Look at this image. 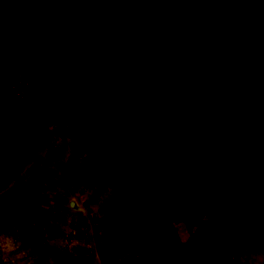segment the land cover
Instances as JSON below:
<instances>
[{
    "label": "rangeland",
    "instance_id": "1",
    "mask_svg": "<svg viewBox=\"0 0 264 264\" xmlns=\"http://www.w3.org/2000/svg\"><path fill=\"white\" fill-rule=\"evenodd\" d=\"M91 1L0 0V264H264L257 115L231 96L191 107L185 65L146 64L130 33L132 70L108 68L79 26ZM148 151L175 165L162 196L138 189Z\"/></svg>",
    "mask_w": 264,
    "mask_h": 264
},
{
    "label": "trees",
    "instance_id": "2",
    "mask_svg": "<svg viewBox=\"0 0 264 264\" xmlns=\"http://www.w3.org/2000/svg\"><path fill=\"white\" fill-rule=\"evenodd\" d=\"M94 1L91 4L94 3L95 7L97 3L95 14L87 16V9H80L79 26L95 32L93 35L96 39L93 36V41L98 43H93V46L98 51L96 55L100 60L111 63L106 65L108 68L112 66L121 71L132 70L134 63L128 64L129 67L117 65L121 53L118 47L124 38L122 33L131 34V46H136L139 39H144L148 47L141 53L147 56L152 45L154 48L150 57L138 59H143L148 65L159 62L162 66L166 61H160V58L167 51L179 65H185L182 66L185 69L182 75L188 80L192 79L187 81L191 87L181 85L177 93L189 91L191 107L194 104L206 107L212 102V97H236L234 101L241 107L237 119L254 111L258 120L252 123L259 127L256 129L257 134L264 135V0ZM102 12L106 19L101 22L97 13ZM99 29H105L109 37L97 35ZM106 29H110V32ZM132 51L135 53V50ZM163 67L173 71L172 67ZM175 71L177 73V69ZM185 79L180 80V84H184ZM27 84L28 80H24L18 87L24 92ZM202 113L199 118H195V125L208 115ZM263 138L262 135L257 136L252 141L260 146L263 145ZM108 159L105 157L103 161L110 163ZM161 159L162 156L151 151L140 158L142 171L156 170L147 177L146 172H142L144 181L138 185V189H143L142 193L162 196V193L165 194L162 182L174 180L175 165L167 170ZM138 180L136 178L133 181L137 183Z\"/></svg>",
    "mask_w": 264,
    "mask_h": 264
}]
</instances>
